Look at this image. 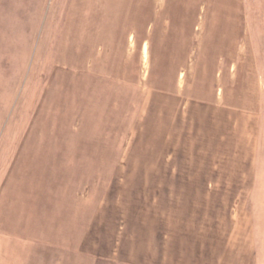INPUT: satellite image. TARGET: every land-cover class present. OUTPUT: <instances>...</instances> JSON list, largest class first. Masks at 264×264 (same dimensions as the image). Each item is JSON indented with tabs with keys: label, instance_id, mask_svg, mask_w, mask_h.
<instances>
[{
	"label": "rangeland",
	"instance_id": "rangeland-1",
	"mask_svg": "<svg viewBox=\"0 0 264 264\" xmlns=\"http://www.w3.org/2000/svg\"><path fill=\"white\" fill-rule=\"evenodd\" d=\"M115 2L118 35L111 40L117 45V57L110 63L111 69L113 63L117 66L116 85L112 91L105 86L89 92L93 108L82 115L78 86L94 81L91 57H84L88 73L81 74L87 41L79 40L78 20L85 15V21H92L94 0H0V193L8 182L17 183L18 189L30 186L35 154L45 148L78 146L102 153L100 167L90 169L100 183L101 199L111 194L113 199L126 195L127 201L179 199L174 194L178 189L166 188L162 194L158 188L163 177L157 175V162L160 144L167 151L173 138L181 142L182 125L166 124L159 139L157 101L161 96L162 107L163 102L167 106L173 103L171 94H183L186 99L177 113L193 101L222 108L230 117L226 124L224 114L212 113L208 131L198 119L185 139L203 138L206 133L237 149L229 148L235 151L234 158L223 164L224 172L213 174L214 185L206 192L196 189V199H215L213 219L196 250L182 255L189 257L187 264H220L222 259L235 264L240 254L245 259L243 252L252 257L254 253L242 247L250 243L264 264V0ZM159 57L171 60L166 69L184 63L182 77L176 80L180 87L172 86L171 93L157 91ZM206 81L207 89L210 84L213 88L212 101L191 100V91L196 97L206 95ZM175 102L179 104L178 99ZM108 153L116 154L112 157L116 166H105ZM172 174L166 172V182ZM88 184L81 194L84 198L97 190ZM118 202L125 213V204ZM111 232L117 234L116 225ZM107 237L103 235V240ZM170 240L165 238L166 248Z\"/></svg>",
	"mask_w": 264,
	"mask_h": 264
},
{
	"label": "crops",
	"instance_id": "crops-1",
	"mask_svg": "<svg viewBox=\"0 0 264 264\" xmlns=\"http://www.w3.org/2000/svg\"><path fill=\"white\" fill-rule=\"evenodd\" d=\"M115 1L94 0L92 21H85V15L83 21L78 20L80 22L78 36L81 38L79 40L81 42L83 38L87 41L83 43L81 57L83 60L84 57L92 58L93 68L90 75L94 81L86 85L80 83L78 86L77 91L80 92L77 96L80 100L78 105L81 107L80 111L83 109L82 115L87 113L88 108H93V104L89 103L91 100L89 92L102 91V87L105 86L108 87L105 90L112 91V85H116L117 66L113 63L111 69L110 63V60L115 61L117 57L115 56L117 45L112 41L117 39L118 35L116 12L119 6ZM76 2L79 5L78 1ZM128 41L132 43L130 37ZM120 45L122 46V43ZM122 49H125L124 45ZM145 51L147 54V48ZM111 52L114 55L110 57ZM217 54L221 55V49ZM184 55L185 52L180 56V61L185 60ZM166 62L170 63L171 60L165 57L162 60L161 57L158 58L156 76L157 91L160 93H171L172 86L176 90L180 84L179 80L177 82L176 80L182 77L180 70L184 63H174L166 69ZM82 63L81 74L84 76L88 72L85 71V60ZM212 68L206 73L208 76H212ZM166 77L170 79H167L165 85ZM208 83L209 81H206V95L196 97L191 91L189 98H197L204 103L212 101L213 88L210 84V88L207 89ZM170 96L173 103H167V106L163 102L162 107L161 96L157 101L158 137L160 139L164 134L166 124L173 123L182 125L181 142L177 143L176 138H173L172 148L166 149L167 151L161 148V144L158 146L157 175L163 177V180L158 182V188L161 187L163 190L172 188L174 191L178 189L174 194L178 193L176 196L179 199L127 201L126 195L122 199H113L112 194L108 199H101L100 183L96 184L92 176L93 171L90 170L101 165L102 153L99 149L78 146L45 148L44 151L35 154L32 163L35 167L30 170L33 175L28 188L18 189L17 183L9 182L2 186L0 264H187L189 257L182 255L183 251L189 253L196 250L202 236L207 234L208 223L213 219L215 199H196V189L206 192L207 187L216 183L213 174L225 171L222 166L233 160L237 145L226 146L218 138L206 136V133L203 138L192 137V140H186V135L191 134L198 119L203 123V129L208 131L213 124L212 113L224 114L222 123L226 124H229L230 117H226L227 112L223 113L222 108L195 105L193 101L185 107L187 109H179L177 113L176 109L186 99L185 95L174 93ZM176 99L179 100L178 105ZM188 124L192 125V128L188 127L187 130ZM244 124V120L240 122L242 129ZM187 131L188 134H184ZM232 147L235 151L229 150ZM115 155L114 153L104 155L108 158L105 166L117 165L112 164V157ZM166 172L173 173L170 175L172 180L168 182ZM87 177L91 180L88 181ZM87 184L90 188L95 186L94 189H97L96 193L93 192L91 195L92 198H84L81 195ZM115 184L113 183L111 188ZM164 192L165 190L162 194ZM174 197L175 195L172 196ZM118 201L125 204L123 208L125 213L119 208ZM106 214L109 223L107 221L105 223ZM114 225L118 229L116 235L111 232ZM223 225H226L225 222ZM99 234L100 237L97 239ZM105 234H108V241L103 240ZM166 237H172V240L167 241L168 248L165 244ZM111 239L114 243H110ZM221 241H224V238ZM254 246L255 244H252L250 247V243L243 245L244 251L247 252L248 249L254 254L250 258L243 252L242 257L246 260L240 259V254L239 258L234 260L235 264H261L257 260ZM199 248L202 250V247ZM220 264H225V259H222Z\"/></svg>",
	"mask_w": 264,
	"mask_h": 264
}]
</instances>
